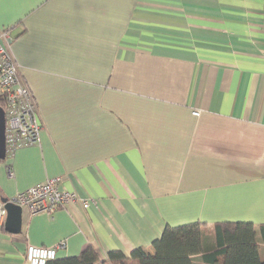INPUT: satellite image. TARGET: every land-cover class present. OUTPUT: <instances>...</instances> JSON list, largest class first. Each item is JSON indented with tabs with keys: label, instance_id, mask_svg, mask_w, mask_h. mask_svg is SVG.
Here are the masks:
<instances>
[{
	"label": "crops",
	"instance_id": "0c3cea01",
	"mask_svg": "<svg viewBox=\"0 0 264 264\" xmlns=\"http://www.w3.org/2000/svg\"><path fill=\"white\" fill-rule=\"evenodd\" d=\"M0 27L42 125L37 145L0 159V204L58 176L94 201L22 208L0 264L61 240L57 258L129 256L195 222L205 250L215 224L252 223L260 243L264 0H0Z\"/></svg>",
	"mask_w": 264,
	"mask_h": 264
},
{
	"label": "built area",
	"instance_id": "2783aa9c",
	"mask_svg": "<svg viewBox=\"0 0 264 264\" xmlns=\"http://www.w3.org/2000/svg\"><path fill=\"white\" fill-rule=\"evenodd\" d=\"M11 42L10 28L0 27V97L4 103L5 153L10 158L20 148L37 145L42 130L36 101L26 83L19 78L18 65L10 53ZM194 113L198 115V112ZM7 201L21 208H27L32 214L52 213L70 203H77L83 209L94 204L92 199L64 189L59 176L18 192ZM5 216L6 209L2 203L0 204V231L3 228ZM65 246L66 242L63 240L51 247L28 245L23 264H47L56 259L57 251L64 249Z\"/></svg>",
	"mask_w": 264,
	"mask_h": 264
},
{
	"label": "trees",
	"instance_id": "16d2710c",
	"mask_svg": "<svg viewBox=\"0 0 264 264\" xmlns=\"http://www.w3.org/2000/svg\"><path fill=\"white\" fill-rule=\"evenodd\" d=\"M0 107L4 108L1 97ZM204 234L202 225L196 222L167 225L151 243L152 251L137 247L129 256L114 250L102 257L89 245L76 256L56 258L47 264H193L191 257L196 255L202 256L204 264H264L259 252L260 244L264 246V224L259 225L260 243L252 223L215 224L214 243L207 250L203 247Z\"/></svg>",
	"mask_w": 264,
	"mask_h": 264
},
{
	"label": "water",
	"instance_id": "95a60500",
	"mask_svg": "<svg viewBox=\"0 0 264 264\" xmlns=\"http://www.w3.org/2000/svg\"><path fill=\"white\" fill-rule=\"evenodd\" d=\"M4 127H5L4 110L2 107H0V159H4L5 157ZM3 203L6 209V216H5V220L3 223V227H7L9 224H11V226H15V221L19 222V215H20L22 208L16 204H12L8 202L7 199H4ZM10 231L17 232L18 229H13Z\"/></svg>",
	"mask_w": 264,
	"mask_h": 264
}]
</instances>
